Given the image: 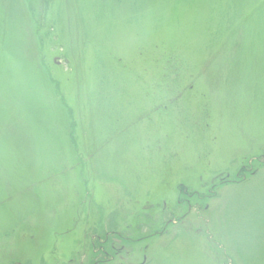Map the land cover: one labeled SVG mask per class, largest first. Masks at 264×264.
<instances>
[{"label":"rangeland","instance_id":"obj_1","mask_svg":"<svg viewBox=\"0 0 264 264\" xmlns=\"http://www.w3.org/2000/svg\"><path fill=\"white\" fill-rule=\"evenodd\" d=\"M0 264H264V0H0Z\"/></svg>","mask_w":264,"mask_h":264},{"label":"trees","instance_id":"obj_2","mask_svg":"<svg viewBox=\"0 0 264 264\" xmlns=\"http://www.w3.org/2000/svg\"><path fill=\"white\" fill-rule=\"evenodd\" d=\"M120 236V235H119Z\"/></svg>","mask_w":264,"mask_h":264}]
</instances>
